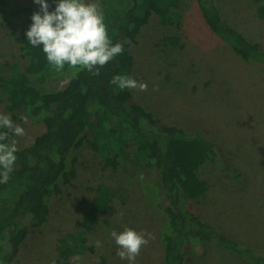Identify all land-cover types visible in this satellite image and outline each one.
Masks as SVG:
<instances>
[{
	"label": "rangeland",
	"instance_id": "1",
	"mask_svg": "<svg viewBox=\"0 0 264 264\" xmlns=\"http://www.w3.org/2000/svg\"><path fill=\"white\" fill-rule=\"evenodd\" d=\"M10 1L16 6L38 5L34 0ZM256 5L255 0H214L217 14L229 26L264 49V18L257 16ZM180 12L178 27L161 24L152 13L129 46L132 65L128 76L148 86L147 91L130 89L133 100L151 111L161 124L180 127L188 134L200 131L211 142L217 162L207 160L200 168L207 191L190 201L189 209L217 231L264 254V68L234 53L205 22L195 0H182ZM13 31L0 21V68L5 70L6 63L27 62L19 56ZM167 35H177L181 45L166 43ZM70 77L71 70L56 74L44 82L42 90H58ZM154 86L158 90L154 91ZM5 105L0 94V114L10 115L14 124L25 130L22 137H10L18 149H23L32 144L44 125L25 113L14 116ZM133 149L130 143L128 153ZM75 156L74 177L68 184L60 181V192L49 196L45 221L29 230L12 264H61L56 260V241L75 227L85 206L75 197L89 199L92 193L87 188L105 174L121 183L128 196L114 200L113 222L106 224L98 217L93 223L88 236L93 252L74 255L69 264H129L118 257L111 235L125 228L152 236L135 264H163L160 232L166 217L159 208L162 204L156 185L143 183L124 167L115 172L104 169L102 159L86 139L78 143ZM225 171L239 172L240 182ZM183 264L256 263L204 242L187 247Z\"/></svg>",
	"mask_w": 264,
	"mask_h": 264
},
{
	"label": "trees",
	"instance_id": "2",
	"mask_svg": "<svg viewBox=\"0 0 264 264\" xmlns=\"http://www.w3.org/2000/svg\"><path fill=\"white\" fill-rule=\"evenodd\" d=\"M256 13L264 18V0H255ZM54 1H47L49 11ZM113 43H122L124 51L92 75L65 65L60 72L46 61L41 48L26 39L31 16L39 5L16 6L0 0V21L9 24L25 65L15 61L0 68V94L14 116L25 113L44 125L32 144L18 149L14 170L7 183H0V264H12L29 230L40 226L48 214V198L59 193V182L68 184L75 174V151L86 139L102 159L104 169L115 172L126 168L144 182H152L161 199L159 208L166 217L160 232L163 264H183L189 245L209 242L256 264H264V254L217 231L189 209V202L207 191L199 170L207 160L216 161L212 144L200 131L186 133L182 128L161 124L153 113L135 103L130 89L120 90L110 83L114 75H127L132 65L129 46L154 13L161 24L180 26L182 0H96ZM211 30L245 61L264 68V49L244 37L217 14L214 0H195ZM165 42L178 46L177 35ZM71 70L66 85L55 91H43L44 82ZM11 137V134H10ZM133 144L131 154L127 147ZM226 175L240 182L241 174ZM89 199L75 197L84 204L75 227L58 237L56 260L69 264L70 257L92 253L89 232L98 217L109 224L115 220V199L127 198V189L110 175L87 188Z\"/></svg>",
	"mask_w": 264,
	"mask_h": 264
},
{
	"label": "clouds",
	"instance_id": "3",
	"mask_svg": "<svg viewBox=\"0 0 264 264\" xmlns=\"http://www.w3.org/2000/svg\"><path fill=\"white\" fill-rule=\"evenodd\" d=\"M39 11L31 16L32 23L26 31V39L33 47H40L46 61L57 72L67 65L75 70H87L99 75V69L122 54V43H113L104 23L103 12L98 3L86 0H57L55 8L49 11L46 0H34ZM111 84L120 90L134 89L147 91V84L127 75H114ZM154 91L158 90L154 86ZM25 123L27 118L22 117ZM25 135L23 127L14 124L10 115L0 114V183H7L14 170L18 151L17 143L10 139ZM118 246L117 255L121 260L135 264L141 249L152 236L125 228L119 234L111 233ZM147 237V238H146ZM100 246V242H96Z\"/></svg>",
	"mask_w": 264,
	"mask_h": 264
}]
</instances>
